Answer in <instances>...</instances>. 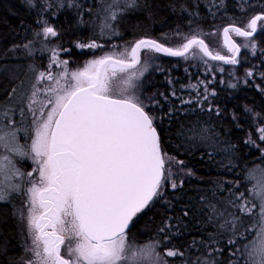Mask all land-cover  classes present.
<instances>
[{"label":"snow or ice","instance_id":"6c2138e0","mask_svg":"<svg viewBox=\"0 0 264 264\" xmlns=\"http://www.w3.org/2000/svg\"><path fill=\"white\" fill-rule=\"evenodd\" d=\"M25 2L35 26L21 20L24 36L4 58L27 60L26 71L12 73L0 93V202L11 203L25 235L17 259L8 256L10 241L0 240V264H264V163L244 161L253 150L252 159L264 161V110L244 104L253 119L241 147L229 123L242 130L246 116L217 102V82L235 90L252 80L264 109V55L238 75L249 60L242 50L253 59L264 53V0L170 5L183 24L159 37L148 25L129 40L123 18L151 19L149 0ZM69 9L72 31L51 23ZM236 13L248 15L237 22ZM225 17L232 22L215 23ZM86 24L93 28L86 42L52 43ZM221 35L227 54L213 47ZM74 49L92 55L80 61ZM37 52L50 54L47 64L31 59ZM162 54L183 59L189 83L177 87L180 77ZM193 68L201 73L194 80ZM157 70L164 89L151 79ZM166 145L228 174L205 180ZM154 210L162 212L158 223L148 216ZM145 217L153 226L133 233Z\"/></svg>","mask_w":264,"mask_h":264},{"label":"trees","instance_id":"16d2710c","mask_svg":"<svg viewBox=\"0 0 264 264\" xmlns=\"http://www.w3.org/2000/svg\"><path fill=\"white\" fill-rule=\"evenodd\" d=\"M99 2V0H97ZM226 2L231 3V0H226ZM149 3H153L155 5L154 16L151 19H148L145 14L133 13L129 16L123 18L121 23V31L124 33L123 39L129 40L134 32L142 31L143 28H146L148 25H151L152 31L149 33L151 35L159 37L162 33L167 32L169 29L175 30V23L183 24V21L179 19L181 15V11L179 7H176V10L173 11L170 5H179L183 3H187L190 7L194 5V0H149ZM203 8V3H202ZM206 11V9H204ZM231 11V10H230ZM237 22L243 21L247 17V13H236ZM73 12L72 10L61 11L58 17H50L51 23L62 26L64 31H72L69 25L74 24L75 21L72 19ZM25 21L26 25L35 26V11L30 10L25 0H0V64L7 63L9 61H18L25 59H14V53L8 52V59H5V50L9 47V45L13 42H19L20 39L24 36L23 27L21 25V20ZM232 22L227 17L223 19H217L215 23L223 25ZM205 26L209 23H213L211 20L202 21ZM187 30V29H185ZM93 28L91 24L81 25L80 29L73 36L61 35L59 38H55L52 40V43L63 42V45H68L69 40H76L80 38H84L85 42L88 38H93ZM29 38L31 35L29 34ZM259 39V37H257ZM67 42V43H66ZM261 47H264V43L261 44ZM243 55L249 58L248 62L243 65V67L238 69V75L243 78L244 70L247 67L253 66V64L259 63V57L264 55V53H260L259 51L255 54L257 59L252 58V53L243 51ZM78 53V49L73 50V54ZM49 53L44 52L36 53V58L38 60L44 61L45 55ZM164 55V54H163ZM43 59V60H42ZM14 63V62H13ZM28 63V61H26ZM164 65L171 67L173 69V75L180 77V79L176 82L177 87L182 84L189 83V79L186 77L188 74L185 72L184 61L182 58L165 56ZM19 64V63H18ZM192 64L195 65V61H192ZM21 67L26 65H21ZM26 68V67H25ZM24 68V72L26 69ZM24 75V73H23ZM200 71L193 68V74L191 75V79L194 80L197 77H200ZM23 78V76H22ZM231 77H225V79H230ZM152 80L156 82V85L161 89L166 87L167 81L165 79V74L159 72L158 70L152 74ZM255 83H260L257 79ZM10 84V79L0 75V93L4 91L6 87ZM218 91L220 93L217 98V102L222 105H227L228 110L232 108H236V110L242 115L246 116V119H241L239 121L240 124L244 125L243 129H237L231 123L229 126L232 127L233 136L232 142L238 143L243 147V137L247 135L248 128L252 125V115L244 112V104L247 103L249 105L255 104L257 111H262L264 109L261 108V93L258 89L253 86V81L249 80L248 85L240 84L237 89L233 90L228 84H219L217 82ZM166 152H171L174 155L180 156L182 160L187 161V167H192L196 169L198 176L203 177L205 180L217 177V176H225L228 173L223 170H217V165L208 164L207 161L201 158L198 154L193 153L191 156H186L181 153L175 152L172 146H165ZM245 152L250 151L249 148H244ZM259 153L257 151H252L251 156H245L244 161L249 162L248 166L252 167L254 164H261L264 161L260 159L253 160V157H258ZM227 164V161H224ZM243 163V162H241ZM239 172V169H237ZM239 179V176L235 177ZM192 184H200L201 181L193 177ZM190 192L194 193V189H189ZM158 208H163V205L160 204L157 206ZM12 205L9 203H0V232L3 233V236H0V240L3 238H7L10 241L8 256L13 259H17L19 255L23 252V248L21 247L22 234L20 231V224L17 222L16 218L12 215ZM155 216V222L158 223L162 218V212L153 211L148 213V216ZM145 226L151 228L153 226L152 221L148 220V217L141 219L136 229H133V233L137 232V229H144ZM147 239V236L140 234L136 237V241L138 243H143L144 240ZM184 242H187L188 237L181 238Z\"/></svg>","mask_w":264,"mask_h":264},{"label":"rangeland","instance_id":"374dc122","mask_svg":"<svg viewBox=\"0 0 264 264\" xmlns=\"http://www.w3.org/2000/svg\"><path fill=\"white\" fill-rule=\"evenodd\" d=\"M234 38H236L238 40V42H243V38H240V37H234ZM53 39H55V38H53ZM221 41H222V35H221L220 38H217V39H214L213 40V47L214 48H217L218 47L220 50H224L225 51V54H227V51H226V49L223 48V45H222ZM169 42H172V41L169 40ZM67 46L68 45H66V46L64 45V47H67ZM96 54H99V53H96ZM49 55L50 54L45 55V60L44 61L38 60L36 58V56L32 57L31 59H34L37 63L47 64V58H48ZM73 55L76 57L77 60L82 61V60L86 59L88 56L92 55V53L89 52L88 50H80V49H78V53L73 54ZM163 56L165 57L166 55H163ZM26 61L27 60H25V61H23V60L9 61L7 63L0 64V75H2L4 77H7L8 79H10V75L12 73H16L18 76H20L22 78L23 73H24V68H25V66H23V65H26L27 64ZM18 63L21 64L23 67H21ZM5 65H7V68L6 69L4 67ZM17 66H19V67H17ZM73 67H75V65H73ZM25 166L26 167H30L31 166V161H27V163H26ZM16 202L18 204L19 203H22V201L20 199H17ZM0 203H7V202H0ZM9 204H11V203H9ZM22 227H24V226L20 224V231H21ZM21 234H22V238H23V236L25 235V233L21 231ZM22 254H23V252L19 255V257Z\"/></svg>","mask_w":264,"mask_h":264},{"label":"water","instance_id":"95a60500","mask_svg":"<svg viewBox=\"0 0 264 264\" xmlns=\"http://www.w3.org/2000/svg\"><path fill=\"white\" fill-rule=\"evenodd\" d=\"M164 55H166V56H167V54H164Z\"/></svg>","mask_w":264,"mask_h":264}]
</instances>
